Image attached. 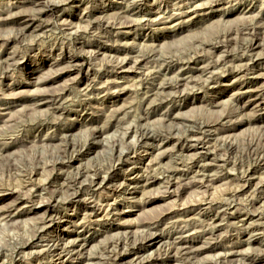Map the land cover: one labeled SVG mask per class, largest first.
Listing matches in <instances>:
<instances>
[{
    "label": "rangeland",
    "instance_id": "374dc122",
    "mask_svg": "<svg viewBox=\"0 0 264 264\" xmlns=\"http://www.w3.org/2000/svg\"><path fill=\"white\" fill-rule=\"evenodd\" d=\"M1 255L264 264V0H0Z\"/></svg>",
    "mask_w": 264,
    "mask_h": 264
},
{
    "label": "bare ground",
    "instance_id": "6f19581e",
    "mask_svg": "<svg viewBox=\"0 0 264 264\" xmlns=\"http://www.w3.org/2000/svg\"><path fill=\"white\" fill-rule=\"evenodd\" d=\"M199 142V141H198ZM196 143V142H195ZM199 144V143H198ZM97 180V179H96ZM94 182V181H93ZM97 184H98V181H97V183L95 182L94 183V185H96L97 186ZM228 206V205H227ZM51 223V218H47L45 221H43V224H45V225H47V224H50ZM152 240V239H151ZM155 240H157L156 238L155 239H153L152 241H155ZM58 241V240H57ZM57 241H54V242H52V245H50V246H55L54 244H56V242ZM151 242V241H150ZM156 242V241H155ZM159 242V241H158ZM50 243V242H49ZM3 255H1L0 256V259H1V257H2ZM0 264H2V263H0Z\"/></svg>",
    "mask_w": 264,
    "mask_h": 264
}]
</instances>
